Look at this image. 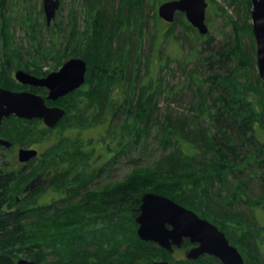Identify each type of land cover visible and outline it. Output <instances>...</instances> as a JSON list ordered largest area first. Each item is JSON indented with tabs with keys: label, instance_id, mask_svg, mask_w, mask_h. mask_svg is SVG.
Instances as JSON below:
<instances>
[{
	"label": "trees",
	"instance_id": "trees-1",
	"mask_svg": "<svg viewBox=\"0 0 264 264\" xmlns=\"http://www.w3.org/2000/svg\"><path fill=\"white\" fill-rule=\"evenodd\" d=\"M164 1L80 0L67 22L56 21L59 8L47 25L43 17L36 21L23 0L15 19L0 0V67L40 75L49 62L58 68L71 57L88 66L87 83L61 99L64 107L55 105L66 114L54 129L15 117L0 124V137L13 145L0 146V264L20 258L37 264H176L136 234L146 192L198 210L243 257L245 252L264 264L258 252L264 245V78L255 69L251 2L227 0L230 12L216 3L228 31L219 41L205 35L202 41L182 13L171 25L184 20L186 35L158 28L163 20L155 10ZM13 21L24 31L27 49L14 48ZM169 40L181 52L187 48L180 67L188 92L177 99L172 88L164 90L180 101L174 113L158 109L162 81L148 69L149 62L166 69L171 57L162 58V48ZM94 73L97 83L89 82ZM152 130L170 151L150 170L170 182L146 185L133 176L105 183L108 167L141 152ZM47 140L28 163L14 154L16 146L32 148ZM96 181L101 186L89 189ZM202 258L213 257L188 264Z\"/></svg>",
	"mask_w": 264,
	"mask_h": 264
},
{
	"label": "water",
	"instance_id": "water-1",
	"mask_svg": "<svg viewBox=\"0 0 264 264\" xmlns=\"http://www.w3.org/2000/svg\"><path fill=\"white\" fill-rule=\"evenodd\" d=\"M251 27L256 48L258 73L264 78V0H250ZM60 7V0H42V9L47 25H50ZM207 0H167L158 5V17L172 23L176 13L184 14L187 22L204 36ZM87 62L83 58L72 57L62 63L57 71L44 77H37L23 70H16L14 78L21 85L44 88V98L30 91H11L0 88V124L4 119L16 117L24 120L38 119L52 129L63 119L66 112L58 106H48L46 100L57 101L80 89L86 80ZM0 146L12 147V143L0 138ZM38 151L19 148L17 159L28 163L36 158ZM136 234L140 240L157 244L172 253L182 248L184 240L193 246L185 251V258L196 261L202 256H212L221 264H245L236 247L230 244L226 235L211 222L199 217L174 200L155 193L142 196L139 214L135 218ZM16 264H37L20 258ZM151 264H169L168 261H154Z\"/></svg>",
	"mask_w": 264,
	"mask_h": 264
},
{
	"label": "rangeland",
	"instance_id": "rangeland-1",
	"mask_svg": "<svg viewBox=\"0 0 264 264\" xmlns=\"http://www.w3.org/2000/svg\"><path fill=\"white\" fill-rule=\"evenodd\" d=\"M23 1H24L23 3H25L26 7H30L31 11H34L36 21L41 22L42 17L45 18L44 14H40V13L38 14V11H40L42 9V0H23ZM79 1L80 0H60V7H59L60 10H59V14L56 17V21L58 23L63 22V21L67 22L69 12L71 11V9L76 10L75 4H77ZM20 2H22V1H20ZM207 2H208V7L206 10V25L208 27V34L205 36H209L212 39H214L215 41H219L225 36V33L228 31V29L225 28V22L222 18L223 16L221 15V13L218 10L217 4H219L227 12H230L231 9L228 5L227 0H207ZM14 4H17V5L14 6ZM158 5L156 6V8H158ZM18 6H19L18 0H6V7H10L11 10L14 11V12H12L10 10L8 12V8H6V11L8 13L6 15L13 17V19H15V17H17L18 14L23 12L22 8H18ZM12 7L14 9H12ZM155 11L157 13V9ZM185 22L188 23L186 18H185ZM250 22H251V18H250ZM80 23H82V22H80ZM171 24L172 23H164L162 21V23L159 24L160 27H158V28L162 29V31L172 28L175 37L176 36L181 37V33L183 36L186 35V32H183L184 26H185L184 20H182V21L180 20L179 23L174 24V25H171ZM12 26L15 27V29H16L13 31L15 46H16V47L14 46V48L20 49V46H21L22 48L27 49L29 44H27L26 40L24 39V35H25L24 31H22L20 29V27L16 21L12 22ZM205 36L203 38H201L202 41H204L206 39ZM81 48L84 49L83 47H81ZM186 50H187V48L181 52L177 48L174 41H172V40L166 41V43L163 45V48H162V54H163L162 58H165L167 56L171 57V59L167 62L166 69H165V67L163 69H160L156 64H152L150 62L148 63L149 72H151L153 75L157 72V74L161 77V81H162L161 85H162L163 90L161 92L158 91L157 96L155 98L159 110H165L166 109L167 111H171L173 113L176 110L177 111L181 110L180 101H178V103H175L174 100H171V98H170L171 95H167L166 91L168 89L172 88V90H173L172 92L176 93L177 96H175V97L177 99H179L181 97L180 95H184L188 92L186 88H184V89L182 88V85L185 81L183 79L184 78V74L182 73L183 69L180 67L181 61L186 56V52H187ZM255 59H256V48H255ZM21 60L25 61L26 57L21 56ZM65 60H67V59H65ZM193 60H194V58H192V57L187 60L188 65H189L188 69L192 68L191 63ZM92 63H93L92 64V69H93L94 68V62H92ZM42 68H43L42 69L43 73L40 75L34 73L32 71V69H30V71H31V73L35 74L36 76H45L46 74L57 70L59 68V66H58V68L57 67L54 68L53 64L51 62H49L48 65H45ZM255 69L258 72L257 64L255 65ZM16 70L26 71L27 69L22 68V67L21 68L13 67L10 69V71H6L2 67H0V88L3 87V88H9V89H18V90H14V91L31 90V87L21 85L19 82H17L15 80L14 73ZM26 72H28V71H26ZM87 72H88V66H87ZM86 76H87V73H86ZM97 79H98V76H96L94 73V74H92V77L89 80V82L97 83L96 82ZM85 82H86V80H85ZM164 90H166V91H164ZM178 91H180V92H178ZM32 92H34L38 95H41L42 97H46V95H47L46 90L42 89V88L34 87ZM62 98H60L57 101L47 100V104L59 105V106L64 107L63 101L61 100ZM152 131H153V133H151V138L147 142V145L144 146L142 149L143 152L145 151L144 154L141 150V152L136 151L135 153L133 152V153L129 154L128 156H121L118 160H116V162H113V164H111V166L108 167V171H110V173L106 174L109 177H108V179H106L107 181L105 183L113 184L116 182H122L123 180L131 178L133 176H139L138 180L142 179L143 182L146 183V185L149 184V180H152L154 184L159 182L163 186L167 185L170 182L166 179L162 180V179L156 178L155 177L156 174L150 170V167L153 166L155 164V162L158 161L162 155H164V153L167 154L170 151L169 148L165 149V147H163V146L161 147V145L159 144L158 138L154 137V135H156V133L154 132V130H152ZM49 135H50V133H49ZM55 135H56V133L54 135H52L51 140H53ZM51 140L43 141L40 146L34 144V146H32V148L44 149L48 144H50L49 141H51ZM45 144H47V145H45ZM19 148L20 147H18V146H16L14 148V154L16 155V157H17V153H18ZM170 184L172 185V182ZM100 186H101L100 182L96 181V182H94V184L90 185L89 189H93V188L96 189V188H99ZM194 211L196 212L197 215H199L198 210H194ZM207 219L211 220L210 218H207ZM263 223L264 222H261V224H263ZM258 252L260 253V255L264 256V245L260 244L258 246ZM184 253H185V251L175 250L173 253H169L170 256H168L167 260H172L176 264H188V259L185 258ZM245 256H246V254L244 252V257ZM205 257H208V256H205ZM244 257H243L244 260H246V259L248 260V262H249L248 264H257V261L254 260L253 258H248L247 256H246V258H244ZM198 261H199V259H198ZM197 264H220V263L216 259L205 258Z\"/></svg>",
	"mask_w": 264,
	"mask_h": 264
},
{
	"label": "flooded vegetation",
	"instance_id": "flooded-vegetation-1",
	"mask_svg": "<svg viewBox=\"0 0 264 264\" xmlns=\"http://www.w3.org/2000/svg\"><path fill=\"white\" fill-rule=\"evenodd\" d=\"M31 90H33V88H31ZM13 146V145H12ZM27 148H31V147H27ZM186 241H188V240H184L183 241V244H182V248L181 249H179V250H181V251H186L189 247H191V246H193V245H191L190 243V245L189 246H187L186 244H185V242ZM189 242V241H188ZM158 246V245H157ZM159 247V246H158ZM175 250H177L176 248L174 249V251Z\"/></svg>",
	"mask_w": 264,
	"mask_h": 264
},
{
	"label": "bare ground",
	"instance_id": "bare-ground-1",
	"mask_svg": "<svg viewBox=\"0 0 264 264\" xmlns=\"http://www.w3.org/2000/svg\"><path fill=\"white\" fill-rule=\"evenodd\" d=\"M42 10H43V9H42ZM33 93H34V92H33ZM35 94H36V93H35ZM54 128H55V127H54ZM52 129H53V128H52ZM0 138H1V137H0ZM146 193H149V192H146ZM146 193H144V194H146ZM144 194H143V195H144ZM143 195H142V196H143ZM141 199H142V197H141ZM140 205H141V204H140ZM110 241H111V240H110Z\"/></svg>",
	"mask_w": 264,
	"mask_h": 264
}]
</instances>
